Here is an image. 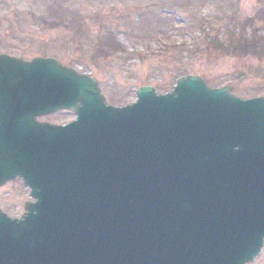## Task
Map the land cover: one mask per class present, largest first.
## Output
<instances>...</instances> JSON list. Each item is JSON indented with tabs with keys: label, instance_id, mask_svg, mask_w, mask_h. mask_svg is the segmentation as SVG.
Instances as JSON below:
<instances>
[{
	"label": "water",
	"instance_id": "obj_1",
	"mask_svg": "<svg viewBox=\"0 0 264 264\" xmlns=\"http://www.w3.org/2000/svg\"><path fill=\"white\" fill-rule=\"evenodd\" d=\"M107 103L54 58L0 55V264H250L264 247V98L198 76ZM67 111L65 126L37 118Z\"/></svg>",
	"mask_w": 264,
	"mask_h": 264
},
{
	"label": "rangeland",
	"instance_id": "obj_2",
	"mask_svg": "<svg viewBox=\"0 0 264 264\" xmlns=\"http://www.w3.org/2000/svg\"><path fill=\"white\" fill-rule=\"evenodd\" d=\"M249 19L264 33V0H0V25L8 24L0 26V52L55 58L97 79L116 107L135 103L141 87L172 92L190 75L213 88L231 87L243 99L264 98V55L227 54L207 41H229L227 33ZM108 45L117 51L102 54ZM75 118L59 112L44 122ZM29 194L21 180L4 185L0 209L20 218ZM251 264H264V248Z\"/></svg>",
	"mask_w": 264,
	"mask_h": 264
},
{
	"label": "trees",
	"instance_id": "obj_3",
	"mask_svg": "<svg viewBox=\"0 0 264 264\" xmlns=\"http://www.w3.org/2000/svg\"><path fill=\"white\" fill-rule=\"evenodd\" d=\"M229 22H231V19H229ZM254 25V19H249L245 22V25L231 30L227 33V37L230 39L227 42H217L216 39L213 40L211 37L207 38V41L213 43L216 47L221 45L227 54H243L261 58L264 55V33L259 28H255ZM248 26L253 29L251 32L247 31ZM117 49L118 46L115 48L108 45L106 49L102 46L100 52L102 54L109 51L113 53L117 51Z\"/></svg>",
	"mask_w": 264,
	"mask_h": 264
},
{
	"label": "flooded vegetation",
	"instance_id": "obj_4",
	"mask_svg": "<svg viewBox=\"0 0 264 264\" xmlns=\"http://www.w3.org/2000/svg\"><path fill=\"white\" fill-rule=\"evenodd\" d=\"M7 23H2V25H0V26H4L5 28H7ZM39 25L40 26H42V27H44L45 25H47V24H44V23H39ZM50 25V24H49ZM51 26V25H50ZM1 29V28H0ZM8 29V28H7ZM0 54H6V55H9V56H13L12 54H7L5 51H2V52H0ZM17 57V56H16ZM40 122H43V118H40V119H38Z\"/></svg>",
	"mask_w": 264,
	"mask_h": 264
}]
</instances>
